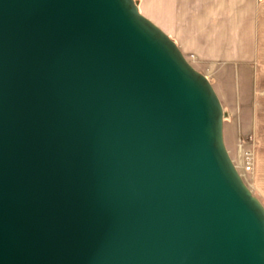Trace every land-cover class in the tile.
Wrapping results in <instances>:
<instances>
[{
	"label": "water",
	"instance_id": "95a60500",
	"mask_svg": "<svg viewBox=\"0 0 264 264\" xmlns=\"http://www.w3.org/2000/svg\"><path fill=\"white\" fill-rule=\"evenodd\" d=\"M227 116L137 1L0 0V264H264Z\"/></svg>",
	"mask_w": 264,
	"mask_h": 264
},
{
	"label": "crops",
	"instance_id": "0c3cea01",
	"mask_svg": "<svg viewBox=\"0 0 264 264\" xmlns=\"http://www.w3.org/2000/svg\"><path fill=\"white\" fill-rule=\"evenodd\" d=\"M135 1L196 70L217 81L220 101L235 96L233 129L254 147L247 186L264 206V0Z\"/></svg>",
	"mask_w": 264,
	"mask_h": 264
},
{
	"label": "rangeland",
	"instance_id": "374dc122",
	"mask_svg": "<svg viewBox=\"0 0 264 264\" xmlns=\"http://www.w3.org/2000/svg\"><path fill=\"white\" fill-rule=\"evenodd\" d=\"M187 58V57H186ZM189 61V59H187ZM193 66V65H192ZM205 72V71H204ZM205 76V75H204ZM216 80L212 79L210 83L214 82ZM217 82V81H216ZM228 92H232L230 88H228ZM236 103V98L235 96H230L229 97V102L227 103L225 99L221 100V104L223 107L224 112L228 115L227 118L224 120L223 124V137H224V142L226 145V148L229 152V155L234 163L242 172L243 179L245 183L247 184V181L250 177V175L253 172V169L251 172L246 173L243 170H241V156L242 153L248 152L253 161V148L249 142V137H244L239 131L238 128L233 129V123L235 124V117L237 115V109L233 110V105ZM233 110V111H231ZM232 112V113H231ZM236 127V126H235Z\"/></svg>",
	"mask_w": 264,
	"mask_h": 264
},
{
	"label": "built area",
	"instance_id": "2783aa9c",
	"mask_svg": "<svg viewBox=\"0 0 264 264\" xmlns=\"http://www.w3.org/2000/svg\"><path fill=\"white\" fill-rule=\"evenodd\" d=\"M240 161H241V170H243L246 173H249L252 171L253 161H252L251 155L248 152H246L244 154L242 153ZM236 168H237L239 174L242 176V172H240V170L238 169L237 166H236ZM242 178H243V176H242Z\"/></svg>",
	"mask_w": 264,
	"mask_h": 264
}]
</instances>
